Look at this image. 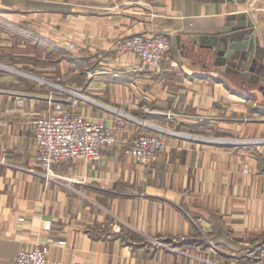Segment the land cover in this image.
<instances>
[{
  "label": "crops",
  "instance_id": "obj_1",
  "mask_svg": "<svg viewBox=\"0 0 264 264\" xmlns=\"http://www.w3.org/2000/svg\"><path fill=\"white\" fill-rule=\"evenodd\" d=\"M0 10L48 23L38 37L64 50L61 80L117 133L101 159L59 170L69 184L45 181L34 122L57 86L38 65L0 75V264L43 244L47 264H264V82L207 46L242 18L264 47V0H0ZM151 32L170 41L157 69L116 49ZM156 127L179 132L140 164L127 150Z\"/></svg>",
  "mask_w": 264,
  "mask_h": 264
},
{
  "label": "built area",
  "instance_id": "obj_2",
  "mask_svg": "<svg viewBox=\"0 0 264 264\" xmlns=\"http://www.w3.org/2000/svg\"><path fill=\"white\" fill-rule=\"evenodd\" d=\"M115 46L120 52L134 53L143 65L157 69L166 57L170 41L162 32L137 33L117 39ZM62 89L82 97L78 90L69 86ZM54 93L50 91L47 98L54 100ZM79 107L80 101L76 97L59 98L48 113L35 119L34 147L41 165L35 172L45 181L69 184L70 178L59 171L62 167L73 159L99 160L102 158V149L117 141L113 125L91 119ZM161 133H164L163 128L139 134L132 140L127 152L138 163L150 165L165 146V136ZM244 171L248 170L245 168ZM47 251L48 245L44 244L20 248L13 264H47Z\"/></svg>",
  "mask_w": 264,
  "mask_h": 264
},
{
  "label": "rangeland",
  "instance_id": "obj_3",
  "mask_svg": "<svg viewBox=\"0 0 264 264\" xmlns=\"http://www.w3.org/2000/svg\"><path fill=\"white\" fill-rule=\"evenodd\" d=\"M27 18V20H24L23 18H21V15L17 13L14 14L8 12H0V75H3L5 79H11L13 78L12 76L19 75L15 72V70H20L22 72H27V74L34 75L33 68L31 67L33 66L36 68V65H38L43 72L40 73L42 75L39 76H41L44 81L46 80L45 84L53 87L57 86L55 90L51 89L47 91L48 93L46 92L47 95L45 97L49 96L50 91L55 92L53 94L54 100H49L47 98L52 106L54 103L58 102L59 98L67 97H76L82 104V97H77V94H73L72 92H68L65 89H62L68 86L61 80V71L64 69L63 65L60 63L61 58L59 57L65 54L64 50L59 48L60 44H58L57 49L56 47H53L50 42H47L46 40L44 41L42 38L38 37V31H41L43 33L46 31H50L48 29V23L42 19L34 18V16L32 15L31 17ZM40 21H42V23H40ZM252 38V41L257 39L254 32L252 34ZM54 53H57V55ZM76 60H78L79 63V59ZM30 78L31 77H29L28 79ZM78 94H80V92H78ZM80 95L83 96L84 94L82 93ZM79 110H81V112L85 114L81 107H79ZM169 130L173 132H179L175 129L164 128V133L161 134H163L166 138ZM155 131L156 130L151 132ZM157 158L155 159V161L157 160ZM154 162H152L151 164L153 165Z\"/></svg>",
  "mask_w": 264,
  "mask_h": 264
},
{
  "label": "water",
  "instance_id": "obj_4",
  "mask_svg": "<svg viewBox=\"0 0 264 264\" xmlns=\"http://www.w3.org/2000/svg\"><path fill=\"white\" fill-rule=\"evenodd\" d=\"M228 19L236 20L237 16L231 15ZM234 27L226 26L218 36H212L207 41L208 48H214L224 68L241 70L243 76L249 81L264 82V47L258 40H251L252 30L242 18L236 20ZM205 45V44H204ZM233 67H231V66ZM264 87V84H260Z\"/></svg>",
  "mask_w": 264,
  "mask_h": 264
},
{
  "label": "bare ground",
  "instance_id": "obj_5",
  "mask_svg": "<svg viewBox=\"0 0 264 264\" xmlns=\"http://www.w3.org/2000/svg\"><path fill=\"white\" fill-rule=\"evenodd\" d=\"M67 90H69V89H67Z\"/></svg>",
  "mask_w": 264,
  "mask_h": 264
}]
</instances>
